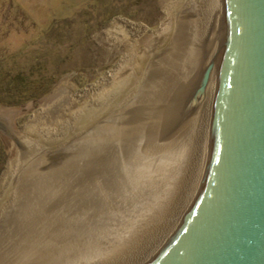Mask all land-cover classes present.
<instances>
[{
  "label": "bare ground",
  "instance_id": "1",
  "mask_svg": "<svg viewBox=\"0 0 264 264\" xmlns=\"http://www.w3.org/2000/svg\"><path fill=\"white\" fill-rule=\"evenodd\" d=\"M205 2L166 0L154 30L118 21L136 46L128 60L84 90L56 92L30 117L18 134L19 146L26 158L38 151L46 164L57 165L56 178L71 171L69 204L76 213L13 218L0 232V264H142L167 238L189 203L204 156ZM191 92L197 101L184 129L161 160L138 176L132 158L143 156L152 144L166 143L155 134L157 126L171 121L169 100ZM15 114H0V132L17 142L11 130ZM84 133L86 163L76 164V159L67 171L66 154ZM23 161L15 160L17 168ZM20 231L21 238L15 237ZM102 231L105 236L98 237ZM9 235L17 239L5 245Z\"/></svg>",
  "mask_w": 264,
  "mask_h": 264
},
{
  "label": "rangeland",
  "instance_id": "2",
  "mask_svg": "<svg viewBox=\"0 0 264 264\" xmlns=\"http://www.w3.org/2000/svg\"><path fill=\"white\" fill-rule=\"evenodd\" d=\"M165 2L0 0V114L16 112L11 130L17 139L16 142L0 132V232L11 226L13 218L21 221L25 213H76V208L73 206L72 211L69 204L74 196L71 182H68L71 171L56 178L53 172L57 165L46 164L43 157L40 159V152L26 158L23 146H19L18 134L29 125L32 115L47 107L45 101L56 92L84 90L117 69L122 59L128 60L136 46L132 37L117 27V22L126 21L154 30L159 26ZM192 94L180 93L169 100L172 103L170 125L157 126L154 133L160 139L164 137L166 143L152 144L143 156L139 154L132 158L130 166H138V176L149 168V164L158 158L161 160L169 149L168 143L184 129L197 101L195 92ZM86 137L82 134L66 158L64 156L66 169L76 159V164L86 163ZM23 158L24 163H18L22 166L17 168L15 160L18 162ZM103 232H99L98 237L103 238ZM21 233L23 231L14 235L21 238ZM17 238L9 235L4 244ZM108 244L110 242L103 246ZM102 251L103 248L97 255Z\"/></svg>",
  "mask_w": 264,
  "mask_h": 264
},
{
  "label": "water",
  "instance_id": "3",
  "mask_svg": "<svg viewBox=\"0 0 264 264\" xmlns=\"http://www.w3.org/2000/svg\"><path fill=\"white\" fill-rule=\"evenodd\" d=\"M205 147L181 218L142 264H264V0H206Z\"/></svg>",
  "mask_w": 264,
  "mask_h": 264
}]
</instances>
